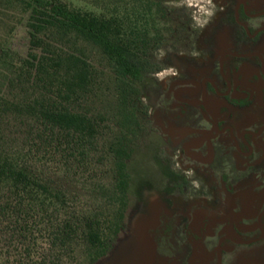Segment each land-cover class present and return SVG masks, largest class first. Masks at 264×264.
I'll return each instance as SVG.
<instances>
[{"label": "trees", "instance_id": "16d2710c", "mask_svg": "<svg viewBox=\"0 0 264 264\" xmlns=\"http://www.w3.org/2000/svg\"><path fill=\"white\" fill-rule=\"evenodd\" d=\"M84 2L0 0V264H96L125 224L139 88L160 70L166 12ZM22 25L25 50L11 44Z\"/></svg>", "mask_w": 264, "mask_h": 264}, {"label": "rangeland", "instance_id": "374dc122", "mask_svg": "<svg viewBox=\"0 0 264 264\" xmlns=\"http://www.w3.org/2000/svg\"><path fill=\"white\" fill-rule=\"evenodd\" d=\"M68 1L76 6L85 3ZM159 1L166 18L157 26L152 56L160 70L139 88L145 127L134 138L136 152L131 160L132 186L125 224L113 248L96 264H264V238L246 244L248 237L264 234V171L257 169L251 177L244 173L238 180L229 177L233 192H228L217 161L219 135L211 123L222 100L212 94L219 55L207 45V36L226 1ZM27 42L22 25L11 44L25 50ZM261 65L264 67L263 61ZM205 105L213 112L212 117L204 110ZM249 109H239L237 127L258 121V127L263 125L264 103L258 96ZM239 163L244 168L247 159L241 157ZM181 185H185L183 191ZM163 215L186 216L188 224L178 222L168 237L162 236ZM200 217L220 219L210 220L208 242L193 237L189 251L181 255L176 249L183 242V232L191 231V222ZM196 229L200 235L201 229ZM237 233L244 244L225 240L220 245L223 236Z\"/></svg>", "mask_w": 264, "mask_h": 264}, {"label": "flooded vegetation", "instance_id": "af4514ba", "mask_svg": "<svg viewBox=\"0 0 264 264\" xmlns=\"http://www.w3.org/2000/svg\"><path fill=\"white\" fill-rule=\"evenodd\" d=\"M225 1L222 6L226 7L219 11L215 24L207 36V45L219 55L216 72L213 75L217 85L212 94L219 96L222 103L216 107V117L208 106L205 105L204 110L211 117L213 116L211 123L214 124L215 131L219 135L216 149L217 154L219 153L217 161L223 169L221 178L225 181L224 186L227 191L233 192V183L230 182L229 177L232 176L236 180L240 176H245L244 173L251 177L255 175L257 169L261 173L264 171V123L258 127L256 125L260 122L258 121L241 128L235 123V119L239 118V109L250 110V104L256 96L264 103V67L261 65L262 61L264 62V0ZM245 81L248 83H244ZM253 111L256 112L255 109ZM241 157L247 159L244 168L239 163ZM228 169L231 172H228ZM261 181L264 183V178ZM212 219L218 221L220 218L200 217L193 220L190 224L191 231L183 232L185 234L183 242L176 252L185 255L190 249L189 242L193 237L200 242H208L207 226ZM161 220L167 224L170 222L188 224L186 216L162 217ZM258 222H262L261 216ZM238 223L239 219H236L235 224ZM193 226L201 229L200 235L198 229ZM171 229H168L170 230L168 233L162 232V236L168 237L172 232ZM239 236V233L232 236L225 235L220 239V245L225 240L244 244L238 240ZM248 238L246 244L252 245L260 242L264 234ZM161 240L162 238L160 242Z\"/></svg>", "mask_w": 264, "mask_h": 264}]
</instances>
